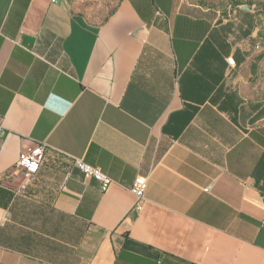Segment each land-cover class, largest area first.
Wrapping results in <instances>:
<instances>
[{
    "label": "crops",
    "instance_id": "crops-1",
    "mask_svg": "<svg viewBox=\"0 0 264 264\" xmlns=\"http://www.w3.org/2000/svg\"><path fill=\"white\" fill-rule=\"evenodd\" d=\"M239 6L121 0L96 21L0 0V264H264L262 37Z\"/></svg>",
    "mask_w": 264,
    "mask_h": 264
},
{
    "label": "built area",
    "instance_id": "built-area-1",
    "mask_svg": "<svg viewBox=\"0 0 264 264\" xmlns=\"http://www.w3.org/2000/svg\"><path fill=\"white\" fill-rule=\"evenodd\" d=\"M52 2H59V1H71V0H51ZM228 63L231 66H235V59L234 57L227 58ZM4 131V127L0 122V133ZM45 147L42 144H37L35 147L30 148L24 152L19 154L18 160L15 164V171L14 173H21L26 178H30L34 176L40 167V163L44 156ZM74 163L76 167L81 171L85 178L88 179H95L99 181L101 185V189L103 191L108 190L110 187L113 179L111 176L103 171L100 167L94 166L88 162H86L81 157H74ZM148 178L139 175L135 178L133 185L131 187V192L136 197L138 204H141L145 199V193L148 188Z\"/></svg>",
    "mask_w": 264,
    "mask_h": 264
},
{
    "label": "rangeland",
    "instance_id": "rangeland-1",
    "mask_svg": "<svg viewBox=\"0 0 264 264\" xmlns=\"http://www.w3.org/2000/svg\"><path fill=\"white\" fill-rule=\"evenodd\" d=\"M121 0H81L82 7L87 15L96 21L104 20ZM203 6L211 8L212 12L227 9L237 5L239 8H253L256 15V24L259 35L262 37V71L260 75L261 85L264 86V0H195ZM251 5V7L249 6ZM249 6L250 8H246Z\"/></svg>",
    "mask_w": 264,
    "mask_h": 264
},
{
    "label": "water",
    "instance_id": "water-1",
    "mask_svg": "<svg viewBox=\"0 0 264 264\" xmlns=\"http://www.w3.org/2000/svg\"><path fill=\"white\" fill-rule=\"evenodd\" d=\"M246 8H250L249 6H246Z\"/></svg>",
    "mask_w": 264,
    "mask_h": 264
},
{
    "label": "trees",
    "instance_id": "trees-1",
    "mask_svg": "<svg viewBox=\"0 0 264 264\" xmlns=\"http://www.w3.org/2000/svg\"><path fill=\"white\" fill-rule=\"evenodd\" d=\"M251 7V5H249Z\"/></svg>",
    "mask_w": 264,
    "mask_h": 264
}]
</instances>
